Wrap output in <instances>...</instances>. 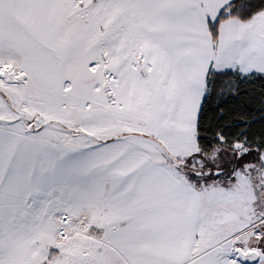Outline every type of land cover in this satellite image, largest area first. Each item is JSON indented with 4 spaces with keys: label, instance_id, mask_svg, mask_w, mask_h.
<instances>
[{
    "label": "snow or ice",
    "instance_id": "obj_1",
    "mask_svg": "<svg viewBox=\"0 0 264 264\" xmlns=\"http://www.w3.org/2000/svg\"><path fill=\"white\" fill-rule=\"evenodd\" d=\"M0 264H264V0H0Z\"/></svg>",
    "mask_w": 264,
    "mask_h": 264
}]
</instances>
